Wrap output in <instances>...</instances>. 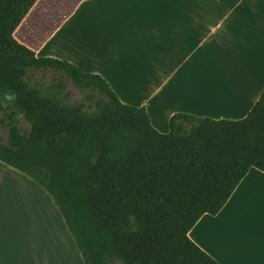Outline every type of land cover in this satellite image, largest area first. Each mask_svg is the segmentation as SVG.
I'll return each instance as SVG.
<instances>
[{
    "label": "trees",
    "instance_id": "obj_1",
    "mask_svg": "<svg viewBox=\"0 0 264 264\" xmlns=\"http://www.w3.org/2000/svg\"><path fill=\"white\" fill-rule=\"evenodd\" d=\"M36 1L0 0V162L49 196L83 264H217L188 233L250 168L264 173V89L242 120L175 114L159 133L101 77L14 39Z\"/></svg>",
    "mask_w": 264,
    "mask_h": 264
},
{
    "label": "crops",
    "instance_id": "obj_2",
    "mask_svg": "<svg viewBox=\"0 0 264 264\" xmlns=\"http://www.w3.org/2000/svg\"><path fill=\"white\" fill-rule=\"evenodd\" d=\"M13 37L38 58L101 77L121 103L143 107L162 134L175 114L242 120L264 89V0H37ZM8 172L17 189L37 186L49 197ZM12 226L4 233L0 225V264H18ZM188 238L217 264H264V173L250 168Z\"/></svg>",
    "mask_w": 264,
    "mask_h": 264
},
{
    "label": "rangeland",
    "instance_id": "obj_3",
    "mask_svg": "<svg viewBox=\"0 0 264 264\" xmlns=\"http://www.w3.org/2000/svg\"><path fill=\"white\" fill-rule=\"evenodd\" d=\"M53 76L52 73L43 75L42 72H37L32 74V80H42L48 84ZM217 84L218 81H213V90L216 89ZM66 92L72 103L83 101L86 94V92L74 88L69 83ZM2 119H4V113L0 110V136L5 139L7 130L1 123ZM19 126L23 130L28 128V124L23 120H19ZM10 169L0 163V189H2L0 192V225L5 226L4 233L8 227L11 229L13 225L12 230H10L13 238H16V233L19 232V239L13 241L15 262L18 264H81V260L75 252V246L51 199L46 196L51 203L47 199H43L44 196L40 195L37 186L36 188H32V185L27 186L28 189L23 184L17 189L19 184L14 178L15 175L14 177L6 175L10 173L8 172ZM37 198L46 208V217H43L44 215L36 205ZM11 206L13 207L12 210ZM7 218L12 220L11 223H7ZM39 218H42V222ZM43 218H46L45 223H43Z\"/></svg>",
    "mask_w": 264,
    "mask_h": 264
}]
</instances>
